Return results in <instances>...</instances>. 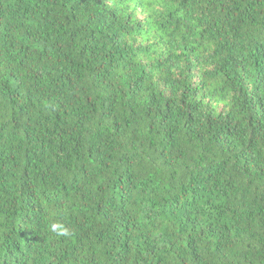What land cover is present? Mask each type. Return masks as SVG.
<instances>
[{"label": "trees", "instance_id": "1", "mask_svg": "<svg viewBox=\"0 0 264 264\" xmlns=\"http://www.w3.org/2000/svg\"><path fill=\"white\" fill-rule=\"evenodd\" d=\"M0 264H264V0H0Z\"/></svg>", "mask_w": 264, "mask_h": 264}, {"label": "clouds", "instance_id": "2", "mask_svg": "<svg viewBox=\"0 0 264 264\" xmlns=\"http://www.w3.org/2000/svg\"><path fill=\"white\" fill-rule=\"evenodd\" d=\"M51 231L56 233L57 236L70 235L68 228L61 222H54L51 224Z\"/></svg>", "mask_w": 264, "mask_h": 264}]
</instances>
